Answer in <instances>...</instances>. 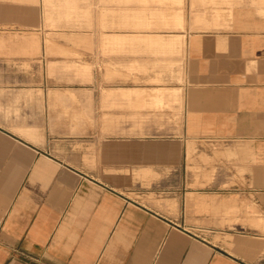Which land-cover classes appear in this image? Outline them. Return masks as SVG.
Instances as JSON below:
<instances>
[{
  "label": "crops",
  "instance_id": "crops-1",
  "mask_svg": "<svg viewBox=\"0 0 264 264\" xmlns=\"http://www.w3.org/2000/svg\"><path fill=\"white\" fill-rule=\"evenodd\" d=\"M44 2L0 0V28L34 27ZM178 2V139L217 146L214 163L185 152L169 166L173 197L148 206L104 175L94 131L65 137L63 92L11 83V54L0 56V264H264V0Z\"/></svg>",
  "mask_w": 264,
  "mask_h": 264
},
{
  "label": "rangeland",
  "instance_id": "rangeland-1",
  "mask_svg": "<svg viewBox=\"0 0 264 264\" xmlns=\"http://www.w3.org/2000/svg\"><path fill=\"white\" fill-rule=\"evenodd\" d=\"M44 1L45 11L36 14L34 27L0 28V56L11 54L16 70L11 83L62 91L69 105L62 115L70 120L63 125L65 137L94 131L97 163L113 166L104 174L107 179L137 187L148 206L166 203L174 191L169 166L183 165L185 152L187 164H213L218 151L178 139L185 83L184 2ZM126 87L133 91L122 90ZM47 96L60 99L56 93ZM169 114L176 117L172 139L167 137ZM93 115L95 124L89 120ZM209 148L214 158L206 155ZM182 176L177 173L176 180Z\"/></svg>",
  "mask_w": 264,
  "mask_h": 264
}]
</instances>
